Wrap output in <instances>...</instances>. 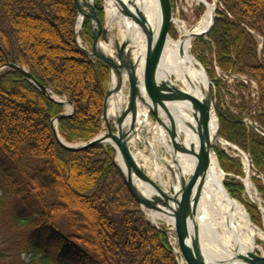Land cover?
Masks as SVG:
<instances>
[{
	"label": "trees",
	"instance_id": "obj_1",
	"mask_svg": "<svg viewBox=\"0 0 264 264\" xmlns=\"http://www.w3.org/2000/svg\"><path fill=\"white\" fill-rule=\"evenodd\" d=\"M58 2L67 11L68 18L61 17L67 24L65 34L53 24L58 31L57 36L72 54L68 59L82 70L85 67L83 73L89 80L90 77L93 79L95 105L91 115L84 105L85 87L79 88L73 79L62 76L60 72L39 71V61L28 59L22 52L14 29L2 28L1 12L5 13L1 5L0 40L3 45H0V64L7 58L11 61L15 58L17 63L26 65L41 84L69 98L76 109L73 115L59 121V133L67 142H86L102 129L103 101L110 67L91 58L74 44L73 25L77 7L74 0ZM219 4L214 27L207 38H198L201 52L197 49V57L207 66L215 89L219 90L215 107L221 123L220 135L249 156L255 173L253 178L264 196V135L259 132L264 133V13L261 12L264 3L255 6L249 0H219ZM97 8L102 11L100 2H97ZM204 8L202 5L201 9ZM79 35L83 43L92 45V30L88 26L84 25ZM258 36L262 37V44ZM206 52L214 53L215 66L232 74H243L247 80L236 78L235 89L230 88L231 84H226L224 81L227 80L222 77L216 78L215 68L207 65L210 59L206 60L209 58ZM58 60L65 62V58L58 57ZM83 79L87 81V78ZM253 81L258 85L256 95L249 89ZM12 90L22 98L26 96L30 105L10 98L7 94ZM224 94L230 95V105H225ZM12 105L18 109L26 108L25 118L11 108ZM62 111V105L50 101L24 74L11 68L1 72L0 207L14 201L19 203L12 223L27 230L21 251L29 261L23 264H133L135 257L142 255L141 251L147 252L145 259L152 251L153 258L159 256L168 264H179L167 237L146 219L140 204L127 188L115 162L113 147L100 144L90 149L71 151L59 144L51 119ZM248 117L254 119L255 124H248L245 121ZM214 149L221 167L232 173L226 177L227 188L233 195L241 196L245 193V186L237 176L245 174L242 158L230 157L218 147ZM83 160L88 163L89 170L94 169L90 165L99 166L101 173L86 178L88 183L84 188H88L90 196L82 200H88L87 204L93 208V197L106 191L112 178L127 201L124 202L126 208L116 206L123 217L117 222L106 215L101 221L93 219L90 209L84 204L86 201L79 204L69 198L68 184L62 179L65 162L74 165ZM101 210L104 212L103 207ZM125 218L129 226L124 222ZM139 264H144V261Z\"/></svg>",
	"mask_w": 264,
	"mask_h": 264
},
{
	"label": "water",
	"instance_id": "obj_2",
	"mask_svg": "<svg viewBox=\"0 0 264 264\" xmlns=\"http://www.w3.org/2000/svg\"><path fill=\"white\" fill-rule=\"evenodd\" d=\"M74 1L78 9L77 22L79 23V28L74 30L75 42L84 53L91 57H95L110 66V78L107 84V91L103 104L102 118L106 124L105 132L103 134L90 139L88 142L80 146H74L65 142L60 136L58 123L63 117L71 116L76 109L75 104L68 98L63 99L62 101L53 98L49 94L48 88L37 81L30 70L20 66L15 58H13L11 62H7L0 66V72L6 66L17 70L24 74L25 77L39 88V90L48 98L60 105H68L73 108L72 113L58 115L52 121V128L55 137L61 146L71 151H78L105 142L113 143L115 152L122 154L126 165L133 168L139 177L148 184L149 188L155 195L154 197L161 196L167 200L168 205L166 207H168V209L161 208V212L168 215L166 216L172 221V224L166 226L163 223H160L158 229L163 233L177 234L178 247H174V250L179 259V264H225L222 259L211 255L199 244L197 229L199 226V217L202 214L203 196L210 182H214L220 189H225L231 195L232 200L237 201L224 184L226 173L221 169L219 163L217 167V164L214 161L213 148L215 144L221 142L224 145H229L236 149L239 148L230 142L220 139L221 127L218 121L216 133L211 137L208 117L212 116L213 110L212 80L206 68L192 53L193 40L197 37L206 36L214 27L219 0H213L212 3L207 0H201V2L210 9L209 24L201 31H197L201 27L200 21L193 24L190 28H185L179 24L172 0H157L159 8V21L157 22L152 21L142 8L133 0H100L112 9H115L117 11L115 12L116 14L120 13L123 17L135 21L139 30L144 32L147 52L143 66H141L140 60L136 61V57L133 53V50H138L139 47V45L135 44V36L129 34L128 31H125L124 36H122L124 30H122L121 21L115 22V18H109L107 14L102 18L96 10L97 0ZM84 24L92 30L94 42L90 48H85L79 43V30ZM180 27L184 28L185 32H187L186 36L181 37L179 35ZM174 35L177 37L175 41L180 40V51L182 55L191 64L199 66L203 76L207 80L208 91L204 94L202 100H199L194 94L195 91L197 92L195 86L193 87V93L179 92L173 79L166 73L168 48L171 41L174 40ZM140 68L141 72H139ZM124 74L126 75L128 82L129 101L127 107L120 115H117V117L113 115L111 117V99H113L116 93L121 91L124 83ZM165 74L169 77V86L175 90L177 89L176 94L171 96L176 99L190 102L193 105L192 110L194 111L193 113H195L196 121L193 122L186 119L185 122L194 130L202 132L200 145L195 141L187 139L173 124L169 122L171 118H179V115L174 109H170L169 106H167V108L160 97L159 87ZM138 101L143 105L146 121L150 128L157 135L168 141L175 151L178 150L183 152L187 156L196 160L195 162L199 163L200 174L197 186H195L193 175L189 173L186 177L187 191L184 192V190H182L181 194H172L173 186L170 191H166L160 187L154 180L148 177L143 168H141L136 160L130 155L131 151L129 146L121 141L120 135L124 122L129 118L134 109L137 108ZM199 112L206 116V120L203 121V123H200L198 119L197 113ZM113 121H115L114 130L112 129ZM241 152L248 165V172L246 173L243 182L249 193L250 184L248 173L251 169V162L249 156L242 150ZM167 166L172 173L174 184L177 168H172L168 164ZM119 168L126 180L128 188L141 206L151 208L152 206L149 205L147 200L140 197L132 189L130 180L125 176L121 166H119ZM217 170L221 171L222 180L219 179ZM250 220L252 223L251 218ZM233 259L239 264H264V254L255 253L251 250H248L247 254H245L239 246L235 249Z\"/></svg>",
	"mask_w": 264,
	"mask_h": 264
},
{
	"label": "rangeland",
	"instance_id": "obj_3",
	"mask_svg": "<svg viewBox=\"0 0 264 264\" xmlns=\"http://www.w3.org/2000/svg\"><path fill=\"white\" fill-rule=\"evenodd\" d=\"M59 0H1V8L3 9V12L5 15L1 12V18H2V28L5 30L9 27L14 29L15 34H17L19 43H20V48L22 49V52L28 57V59L33 60H38L39 61V71L40 69L43 70H49V72L52 74H55L56 71L57 73L61 74L62 76L64 75L65 77H69L70 79H73L78 85L79 88L85 87V100H84V105L86 106V110L88 111V114L91 115L92 110L94 108V100H95V91L93 89V79L89 80L88 75H85L83 73V70L86 69L85 67L83 70L81 69L79 65L76 63L74 64L73 61L69 60L68 58L72 55L69 49L67 48L66 44L62 42V40L57 36V29L53 27V24L56 25L55 27H58V30L62 31L64 34L66 33V20L61 19V17L68 18V13L67 11H64L63 5H61ZM173 5L175 8L176 16L179 18L180 21H183L185 23V28L192 27L193 24L196 22L200 21L202 23V19L206 16L207 13V6L200 2L199 0H172ZM209 1V0H207ZM252 2L255 6L258 4L262 5L264 3V0H249ZM75 2V1H74ZM97 2H100L102 4V11L100 12L97 8ZM96 2V10L99 12L102 18H104L106 14V8L107 5L100 1L97 0ZM210 3L213 2V0L209 1ZM76 5V4H75ZM202 5H204V10L201 9ZM220 4L218 1V8ZM77 7V6H76ZM1 11V10H0ZM261 12L264 13V5L261 8ZM77 13L78 9H76L74 13L75 21H74V29H73V36H74V30L79 28L78 27V22H77ZM39 14V16H38ZM5 16V17H4ZM41 16V17H40ZM121 18L122 22V30L124 36L125 34V26H124V20L122 19V16H119ZM117 22V21H116ZM122 32V31H121ZM255 33V32H254ZM93 36V34H92ZM259 37L260 44H262V37ZM204 38H207L204 36ZM198 38H196L193 42V48H192V53L193 55L201 62V60L197 57V49L198 52L200 53L201 51L199 50V44H198ZM76 46L79 47V45L73 41ZM94 42V38H93ZM93 44V43H92ZM0 45H3V42L0 40ZM84 45V44H83ZM92 46V45H90ZM85 48H88L86 45H84ZM198 47V48H197ZM82 50V49H81ZM83 51V50H82ZM84 52V51H83ZM86 54V53H85ZM214 53L211 52H206V55L209 56L206 60L210 59V62L207 64L211 68H215V75L216 78H222L226 84H231L229 85L230 88L235 89V85L237 83L236 78H245L247 80L246 76L243 74H235L231 72H227L224 69L215 66V57L213 55ZM58 57L60 58H65V62H58ZM94 58V57H91ZM209 61V60H208ZM7 62H11L9 58H7L3 63L0 64V66L6 64ZM207 62V61H205ZM59 63V64H58ZM19 64V63H18ZM201 64L206 68L201 62ZM24 68L28 69L29 68L26 65H21ZM59 65V66H58ZM61 65V67H60ZM58 66V67H57ZM60 67V68H59ZM9 67H5L1 72L6 70ZM0 72V74H1ZM87 76V77H86ZM87 78V81H84ZM110 78V77H109ZM211 78V77H210ZM124 79L127 81V77L124 74ZM212 83L214 84L213 79L211 78ZM231 81V83L229 81ZM109 81V79H108ZM223 81V80H222ZM108 84V82H107ZM43 85V84H42ZM71 85V84H70ZM72 84L71 86H73ZM257 82L253 81L251 85V91H253V94L256 95V88H257ZM47 87V86H45ZM49 90V94L55 98L58 101H62L63 99H66V96H61L56 94L50 87H47ZM215 86L213 87L212 85V97H213V104H214V115L217 119V121L220 124L221 123L219 120L218 113L216 111V102H217V96H218V89H214ZM39 89V88H38ZM79 89V90H81ZM106 91H107V85H106ZM106 91L104 94V99L106 95ZM122 91L124 96L128 97L129 96V88H128V82L123 85ZM9 95L10 98H16L25 103V105L29 106V102H27L28 98L26 96L18 95L17 93L15 94V91H11ZM223 99L225 102V105L227 106L230 105L232 102V99L230 95L224 94ZM47 97V96H46ZM48 98V97H47ZM87 98H91V100H87ZM50 101L54 102L50 98H48ZM69 99V98H68ZM70 100V99H69ZM126 101L129 100V98H125ZM219 100V99H218ZM71 101V100H70ZM72 102V101H71ZM56 103V102H55ZM29 104V105H28ZM104 104V101H103ZM121 104V103H120ZM63 106V111L60 113L62 114H69L73 112V108L69 107L68 105H62ZM32 107V106H30ZM126 103L124 106H120L119 102H117L116 105V115H120L122 111L125 109ZM11 108H14V110H17L20 114V116H26L27 109H21V108H16L15 106H11ZM233 110L234 107H233ZM75 112V111H74ZM74 112L71 114L73 115ZM103 115V113H102ZM115 115V116H116ZM117 117V116H116ZM25 118V117H24ZM56 117L51 119V122L55 119ZM248 124H255L254 119L248 117L246 118ZM103 125L102 129L99 132L98 135H101L105 132L106 124L105 121L103 120ZM112 129L114 130L115 128V121L112 123ZM138 127V126H137ZM96 135V136H98ZM61 136V134H60ZM95 136V137H96ZM149 138H151V134L148 133ZM61 138L67 142L62 136ZM94 138V137H93ZM133 142H131V152L136 156L137 161L141 164L143 170L146 172V174L150 177L153 178V180L163 189L166 191H170L172 186H173V176L171 171L167 168V166L160 160V158H165V159H171V155L169 150L167 148H163L162 146L158 147V155L153 158V149H151V146L153 141L151 139L145 140L146 138V130L144 126H141L136 133L135 136L132 137ZM220 139L223 141L224 140L221 135ZM89 141V140H88ZM86 141V142H88ZM84 142H67L71 145L74 146H80L86 143ZM227 142V141H226ZM156 143V142H155ZM102 144H109L113 147V143H102ZM157 144V143H156ZM232 144V143H231ZM97 146V145H96ZM235 146V145H234ZM95 146H92L90 148H93ZM218 147V149H222L227 152V154L230 157H241L242 161V166H243V172L245 173L243 177L237 176L241 182L244 184L243 179L245 178L246 173L248 172V165L245 160L244 156H241V153L238 152V150L234 149L233 147L229 145H224L221 142H217L214 146ZM87 148V149H90ZM213 148V154L216 157L217 162L220 165L219 162V157L217 155L216 150ZM173 151L174 148L172 147ZM237 151V153H236ZM152 155V157L150 156ZM118 152H115V162L119 168L120 164L118 162ZM150 156V157H149ZM85 160H83L79 164H69V161L65 162V170H63L64 176L62 177L63 180H65L68 184L69 188V198L72 199L73 202H79V204L84 203L89 209H90V215L93 219H98L101 221V219H104L105 215L108 217H111L113 221H116L121 219L120 213L117 211L116 206L119 207H124V202H127L121 193L119 189L116 188V183L112 178L108 182V187H106V191L101 193L97 197H93V202L95 203L94 207H90L89 204H87L88 200H82L86 199V197L90 196V191H88V188L85 189L84 186L85 184L87 185L88 182H86V178L90 175L97 176L101 173L100 167H93V165H90L91 168H88V163ZM158 166V167H156ZM221 167V165H220ZM221 169L226 173L224 177V184L226 186L225 180L226 177L229 175H232L230 172H226L222 167ZM120 170V168H119ZM121 171V170H120ZM122 174V172H121ZM249 184H250V189L249 193L247 192V189L245 187V193H243L241 196H235L232 194V196L241 202L245 208L247 209L250 218L252 219L253 225L258 229V231L262 234L261 238H258V247H259V252L261 254H264V196L262 195L261 191L259 190V187L254 180L253 176L255 175L254 172H252V167L249 171ZM124 177V176H123ZM125 179V178H124ZM126 182V180H125ZM127 185V183H126ZM245 186V184H244ZM128 188V185H127ZM227 188V186H226ZM129 189V188H128ZM228 189V188H227ZM229 190V189H228ZM130 191V189H129ZM230 191V190H229ZM68 192V191H67ZM131 192V191H130ZM132 194V193H131ZM1 195V192H0ZM133 195V194H132ZM134 196V195H133ZM92 199V198H91ZM136 199V198H135ZM137 200V199H136ZM138 201V200H137ZM104 203V204H103ZM139 203V202H138ZM140 204V203H139ZM19 203L17 201H14L10 203L9 205H3L0 207V264H23L25 262L29 261V257L26 256L22 251H21V243L25 235L27 234V230L21 227H16L14 226L13 222V217L15 215V210ZM101 207L104 208V212L101 210ZM140 209L146 219L152 224V226L160 232L159 225L160 223H163L166 226H169L172 224V221L166 217L161 215L159 218L153 219L151 216V210L146 209L145 207H142L140 204ZM123 218V217H122ZM124 222L126 223L127 226H129V223H127V219L125 218ZM163 233V232H162ZM128 237H130V233L128 231ZM168 240V243L171 245L173 252L175 253L174 247L178 246V237L176 233H163ZM129 239V238H128ZM143 247V246H142ZM147 252L141 251L140 254L142 255H137L135 257V261L133 264H139L141 261H144V264H168L165 259L162 257H152V251H149L148 259H145ZM154 256V254H153ZM176 259L179 262V259L177 257V254L175 253Z\"/></svg>",
	"mask_w": 264,
	"mask_h": 264
},
{
	"label": "bare ground",
	"instance_id": "obj_4",
	"mask_svg": "<svg viewBox=\"0 0 264 264\" xmlns=\"http://www.w3.org/2000/svg\"><path fill=\"white\" fill-rule=\"evenodd\" d=\"M133 1L142 8V10L150 17L152 21H159V8L157 0ZM115 12H117L115 9H112L107 5L106 13L108 16H113L116 14ZM123 20L125 31H128L129 34L134 35L135 44L139 45L138 50H133V53L136 57V61L140 60L141 66H143L147 52V44L145 41L144 32L139 30L137 23L132 19L123 18ZM202 20V27L197 31H201L204 29V27L208 26L210 20L209 8L207 10L206 16ZM116 21H121V18H115V22ZM179 35L181 37L187 35V32H185L184 28H179ZM139 72H141V68L139 69ZM166 73L173 79L177 89L181 93H193V87L195 86L197 92L195 91L194 94L199 100H202L204 94H206L208 91V83L206 78L203 76L200 67L191 64L182 55L180 51V40H173L169 45ZM169 77H167L165 74L159 87L162 102L166 107L169 106L170 109H174V111H176L179 115V118H171L169 122L173 124L187 139L195 141L200 145L202 140V132L194 130L185 122L186 119L193 122L196 121L195 113H193L194 111L192 110L193 105L190 102L176 99L171 96L176 94L177 89L175 90L169 86ZM114 99H111L110 103L111 117L115 115L117 102L123 103L124 101L122 94H119L118 99ZM141 110L142 105L138 101L137 108L134 109L129 118L124 122L123 129L121 130L120 139L124 144L129 146L130 151L131 142L134 141L132 137L136 135L138 127L143 124L146 119L144 111L142 112ZM197 116L200 123H203V121L206 120V116L200 112L197 113ZM209 117L210 134L211 137H213L217 130V119L213 113L212 116ZM170 153H172L171 159L163 160L166 165L168 164L172 168H177L172 194L177 195L181 194L182 190H184V192L187 191L186 177L189 173L193 175L195 186H197L199 183L200 174L199 163L195 162L196 160L178 150H170ZM130 155L142 168L141 164L136 159L137 157L131 152ZM117 157L125 176L130 180L132 189L140 197L146 199L149 205L153 207L146 208L152 211V218L156 219L161 215L166 216L167 214L161 212V208L168 209V207H166L168 205L167 200L161 196L154 197L155 195L149 188L148 184L139 177L133 168L126 165L122 154L119 153ZM213 157L218 167L216 157L214 155ZM217 173L219 175V179L222 180L221 171L217 170ZM150 178L153 180L152 177ZM201 212V216H198L199 226L197 229L199 244L211 255L222 259L225 264H239L233 259L237 246L241 247L243 253L245 254H247L248 250H251L255 253H260L257 240L258 238L262 237V234L253 225V223H251L250 215L248 214L247 209L238 200H232L229 192H227L225 189H220L214 182H210L207 186L202 200Z\"/></svg>",
	"mask_w": 264,
	"mask_h": 264
},
{
	"label": "built area",
	"instance_id": "obj_5",
	"mask_svg": "<svg viewBox=\"0 0 264 264\" xmlns=\"http://www.w3.org/2000/svg\"><path fill=\"white\" fill-rule=\"evenodd\" d=\"M141 126H144V127H145V130H146V138H145V140H149V139H151V141H153L154 144H152V146H151V149H153V153H152V154H154V156H157V154H158V147H159V146H162L163 148H165L166 145H167L166 141H165L164 139L160 138L159 136H157V135L152 131V129H150V128L146 125V122H145V121L143 122V124H141V125L138 127V130H139V128H140ZM137 132H138V131H137ZM148 133L151 134V138H149ZM155 142H156L157 144H156ZM150 156H151V154H150ZM150 156H149V157H150Z\"/></svg>",
	"mask_w": 264,
	"mask_h": 264
}]
</instances>
